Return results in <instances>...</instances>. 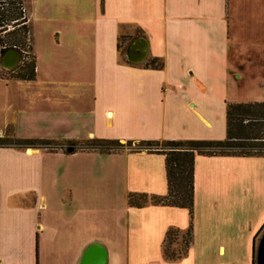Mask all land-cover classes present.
<instances>
[{
    "label": "crops",
    "instance_id": "obj_1",
    "mask_svg": "<svg viewBox=\"0 0 264 264\" xmlns=\"http://www.w3.org/2000/svg\"><path fill=\"white\" fill-rule=\"evenodd\" d=\"M21 1L30 19L34 78H0V136L176 140L160 133L165 120L158 104L161 89L166 94L182 80L189 89L205 91L212 81L224 94L229 75L240 72L225 63L220 0L214 18L207 0ZM119 35L145 39V60L160 58L163 69L119 61ZM258 84L262 95L264 80ZM13 147L0 148V264H48L51 253L58 255L53 264H78L92 244L105 251V264H213L206 253L212 257L214 246L215 255H227L226 264H248L238 257L237 239L226 236V227L196 217L186 255L164 260L165 232L186 231L187 212L126 204L128 194H166L162 155ZM230 160L195 156L192 207L209 213V203L224 193ZM215 184L218 189L212 188ZM256 227L261 234L264 215ZM209 230H214L212 237Z\"/></svg>",
    "mask_w": 264,
    "mask_h": 264
},
{
    "label": "rangeland",
    "instance_id": "obj_2",
    "mask_svg": "<svg viewBox=\"0 0 264 264\" xmlns=\"http://www.w3.org/2000/svg\"><path fill=\"white\" fill-rule=\"evenodd\" d=\"M207 2H209L211 15L214 18V7L219 6L217 5L219 0H207ZM220 2V8L223 10L222 13L218 12V15L225 23L224 44L227 53L225 63L228 68L240 70L235 74H241V77L235 79V74H230L225 83L224 94H219L216 83L212 81L205 84V91H201L198 87L189 89L182 80L174 82L172 88L168 87L170 91L166 94L161 89L158 104L162 106L165 120L160 133L163 136L173 134L177 136L176 141L223 140L225 136L224 102L252 103L264 101V88H261L263 90L262 95L258 91L259 79L264 80V0H220ZM27 16L29 15L27 14ZM29 20L28 18L27 25H29ZM129 38L126 37L120 41L119 61H125L124 51L130 41ZM144 62L139 66L142 67ZM185 90H187L186 93ZM187 102H190V105ZM203 113L205 118L200 115ZM202 118L203 121L200 120ZM170 126L173 129H170ZM3 137L11 138L8 132L0 136V138ZM154 141L166 140L156 139ZM82 145L89 146L90 144L85 142ZM69 146L68 144H60L53 147L51 151L63 150L66 152ZM135 147L137 145L133 143L129 148ZM226 169L225 190H223L224 193L220 194L221 198L216 203L212 201L209 203V213L194 205L191 220L196 217L201 221H215L216 224L226 227V236L237 239L236 244L233 243V245L238 251V257L242 256V261L249 264L251 250L253 248V252L255 251L260 237V234H257L256 225L264 215V157H231ZM216 187V184L212 185L213 189H218ZM214 204H216L215 207ZM213 231L209 230L210 237L214 235ZM198 238L199 235L196 234L194 240L197 242L199 241ZM169 247L175 252H181L182 238L176 236ZM212 249V257L206 253V257L211 259V261H207L213 264L217 262L226 264L227 255H215V246ZM225 250L227 254L226 244ZM50 255L49 258L51 259L46 261L48 264H53L54 259L58 262V259L54 258L58 255L54 253Z\"/></svg>",
    "mask_w": 264,
    "mask_h": 264
},
{
    "label": "trees",
    "instance_id": "obj_3",
    "mask_svg": "<svg viewBox=\"0 0 264 264\" xmlns=\"http://www.w3.org/2000/svg\"><path fill=\"white\" fill-rule=\"evenodd\" d=\"M7 37L9 43L23 45L25 41L24 29H14L8 33ZM125 38L121 35L117 36V54L120 41ZM3 53H0V55ZM123 62L129 64L126 61ZM142 67L144 69L160 71L163 69V61L160 58L146 59ZM10 72V77L13 79L32 80L34 78V60L32 55L30 61L13 68ZM224 121L225 136L220 141H141L136 143L137 147L129 148L133 144L131 141H126L122 144L118 140L86 139L81 141H55L48 139H6L3 137L0 138V148L14 146L17 149L39 148L51 151L55 146L68 144L70 145L69 147L73 148L72 152L75 150H93L100 153H113L126 149L130 152L145 151L162 155L164 158L166 194L164 196L128 194L126 204L133 208H141L146 205L175 207L184 209L187 212L189 225L186 231L180 233L177 229L169 228L165 232L162 241L164 260L174 262L186 255L192 240L190 220L193 204V161L195 156L264 157V102H224ZM4 142L7 144L5 145ZM85 142L90 145H82ZM91 143L93 144L91 145ZM176 236L182 238L181 252H175L169 247ZM251 264H254L253 251Z\"/></svg>",
    "mask_w": 264,
    "mask_h": 264
},
{
    "label": "water",
    "instance_id": "obj_4",
    "mask_svg": "<svg viewBox=\"0 0 264 264\" xmlns=\"http://www.w3.org/2000/svg\"><path fill=\"white\" fill-rule=\"evenodd\" d=\"M147 42L139 37L129 41L124 51V59L129 64L142 63L147 56ZM18 60V53L14 49L5 51L0 57V65L2 68L13 69ZM73 148L68 147L66 152L71 153ZM105 251L98 244L88 246L82 253L78 264H105ZM254 264H264V229L258 238L254 251Z\"/></svg>",
    "mask_w": 264,
    "mask_h": 264
},
{
    "label": "built area",
    "instance_id": "obj_5",
    "mask_svg": "<svg viewBox=\"0 0 264 264\" xmlns=\"http://www.w3.org/2000/svg\"><path fill=\"white\" fill-rule=\"evenodd\" d=\"M27 22V9L22 1L0 0V53L9 49L17 51L18 60L14 68L23 65L31 59V36ZM18 28H23L25 32V41L23 45L11 44L7 39L8 33ZM10 73V70L2 68L0 65V78H9Z\"/></svg>",
    "mask_w": 264,
    "mask_h": 264
}]
</instances>
